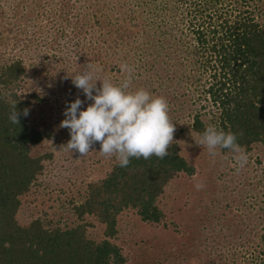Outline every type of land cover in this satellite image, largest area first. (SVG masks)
Returning <instances> with one entry per match:
<instances>
[{"label": "rangeland", "instance_id": "1", "mask_svg": "<svg viewBox=\"0 0 264 264\" xmlns=\"http://www.w3.org/2000/svg\"><path fill=\"white\" fill-rule=\"evenodd\" d=\"M139 1L0 0V68L17 60L25 66L17 93L32 100L29 125L43 134L33 153L50 156L20 198L17 221L26 225L39 219L46 227L83 221L73 207L83 201L89 183L106 176L116 157L101 155L99 143L84 156L61 149L70 140L69 130L60 127L66 104L77 96L86 99L71 78L91 64L101 69L100 79L121 84L129 75L121 64L127 63L133 70L129 91L143 88L167 100L176 124L171 145L195 172L177 175L164 188L157 200L164 215L159 223H144L133 210L119 215L113 242L126 264H264V142L244 148L248 162L239 171L234 153L218 149L213 157L196 144L193 116L215 110L203 93L208 73L190 55L193 43L182 22L186 8L172 14L183 32L174 31L156 46L150 42L161 37L153 35L154 26L144 27L148 9L138 4L146 0ZM248 1L264 21V0ZM202 119L207 123L212 116ZM198 182L205 185L199 191ZM102 230L96 223L87 236L100 240Z\"/></svg>", "mask_w": 264, "mask_h": 264}, {"label": "trees", "instance_id": "2", "mask_svg": "<svg viewBox=\"0 0 264 264\" xmlns=\"http://www.w3.org/2000/svg\"><path fill=\"white\" fill-rule=\"evenodd\" d=\"M142 2L138 4L148 9L144 27L154 26L153 35L161 37L150 42L156 46L158 41L161 45L168 42L166 38H171L174 31L183 32L172 14L186 8L182 22L193 43L188 45L190 55L198 68L208 73L203 93L215 110L212 114L197 112L193 131L200 137L212 125L225 132H242L237 143L246 149L264 142V21L250 10L249 1ZM116 30L120 32V25ZM25 74L19 60L0 68V264H126L113 242L119 215L133 210L142 222L159 223L164 215L157 200L164 188L181 173L192 176L195 168L176 144L169 147L164 159L154 155L147 160L131 158L127 167H121L115 158L106 176L89 183L83 201L73 207L76 217L83 221L55 227H46L39 219L19 224L20 198L50 157L33 153L43 134L22 114L26 108L30 112L32 105L31 99L17 93ZM31 97L39 100L35 94ZM14 106L21 114L19 124L9 120ZM206 114L212 116L207 123L202 119ZM86 217L88 220H84ZM96 223L103 228L100 240L87 236L88 228Z\"/></svg>", "mask_w": 264, "mask_h": 264}, {"label": "clouds", "instance_id": "3", "mask_svg": "<svg viewBox=\"0 0 264 264\" xmlns=\"http://www.w3.org/2000/svg\"><path fill=\"white\" fill-rule=\"evenodd\" d=\"M121 70L128 77L121 84H114L108 79H100L101 71L91 64L72 79L73 85L81 90L85 100L79 96L66 104L63 113L65 119L60 127L67 128L70 140L61 149L76 151L81 156L92 151L93 145L100 144L99 153L106 157L115 156L121 167H127L131 158L145 160L153 155L164 159L174 141L176 124L169 116V105L164 97L153 96L140 88L129 91L131 72L127 63L121 64ZM101 86L96 87L97 82ZM86 101H92L81 110ZM23 116L29 115V109L23 110ZM16 107L9 116L13 124H19ZM243 133L225 132L209 125L196 141L198 146L206 147L210 156L218 155V149H227L234 153L237 170L248 162L243 146L237 143V136ZM205 187L203 182L195 185L197 191Z\"/></svg>", "mask_w": 264, "mask_h": 264}]
</instances>
